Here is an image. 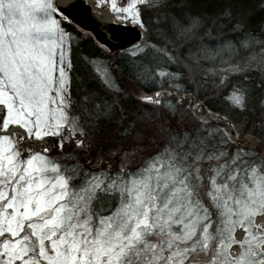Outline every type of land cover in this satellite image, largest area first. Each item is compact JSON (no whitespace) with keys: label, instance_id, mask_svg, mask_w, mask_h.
<instances>
[{"label":"snow or ice","instance_id":"obj_1","mask_svg":"<svg viewBox=\"0 0 264 264\" xmlns=\"http://www.w3.org/2000/svg\"><path fill=\"white\" fill-rule=\"evenodd\" d=\"M0 264H264L244 0H0Z\"/></svg>","mask_w":264,"mask_h":264},{"label":"trees","instance_id":"obj_2","mask_svg":"<svg viewBox=\"0 0 264 264\" xmlns=\"http://www.w3.org/2000/svg\"><path fill=\"white\" fill-rule=\"evenodd\" d=\"M206 0H194V3L198 6L204 5ZM208 2H212V0H208ZM246 11L251 14V21L253 26H258L262 22H264V0H244ZM80 53H92L98 59L107 61L111 56L104 50L98 48L92 40H88L81 44L80 49L78 50ZM119 52V51H117ZM116 53V52H114ZM113 63L120 64L121 68H123V63L121 62L119 55L114 59ZM118 76H123V79L126 81L127 76L122 71L117 74ZM118 82H122L119 81ZM127 86V85H125Z\"/></svg>","mask_w":264,"mask_h":264},{"label":"water","instance_id":"obj_3","mask_svg":"<svg viewBox=\"0 0 264 264\" xmlns=\"http://www.w3.org/2000/svg\"><path fill=\"white\" fill-rule=\"evenodd\" d=\"M81 19H82V22L85 25H87V27L89 29L94 27V25H91V24L88 23V21H87V19L85 17L82 16ZM97 31L99 33V38L102 41L106 42V44L109 45V46H115V45H121V44L126 45L128 43V39H134V37H135V32L134 31H130L128 33V39L114 40V39L110 38V35L107 33V31L105 29H98ZM116 51H119V50L118 49H114V52H116Z\"/></svg>","mask_w":264,"mask_h":264},{"label":"rangeland","instance_id":"obj_4","mask_svg":"<svg viewBox=\"0 0 264 264\" xmlns=\"http://www.w3.org/2000/svg\"><path fill=\"white\" fill-rule=\"evenodd\" d=\"M119 55V52L114 53L113 55H111L107 61H104V63L106 64H112L113 61H115L114 59Z\"/></svg>","mask_w":264,"mask_h":264}]
</instances>
